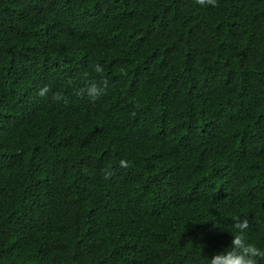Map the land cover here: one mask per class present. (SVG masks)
Here are the masks:
<instances>
[{
	"label": "trees",
	"instance_id": "1",
	"mask_svg": "<svg viewBox=\"0 0 264 264\" xmlns=\"http://www.w3.org/2000/svg\"><path fill=\"white\" fill-rule=\"evenodd\" d=\"M237 218L264 250V0H0V264H210Z\"/></svg>",
	"mask_w": 264,
	"mask_h": 264
},
{
	"label": "clouds",
	"instance_id": "2",
	"mask_svg": "<svg viewBox=\"0 0 264 264\" xmlns=\"http://www.w3.org/2000/svg\"><path fill=\"white\" fill-rule=\"evenodd\" d=\"M210 4H215L216 0H207ZM197 3L204 4L205 0H197ZM49 89L47 86L42 88L38 95L46 96ZM87 94L93 99H97L101 94H103V89H98L95 86H90L87 88ZM62 97L59 94H54V99L59 100ZM122 167H128L127 161H120ZM111 172H105V179L110 178ZM217 226V225H216ZM249 221L244 219L240 221L237 218L234 224L235 229H238L241 234L234 235L232 240V248L227 252V255L217 254L214 259H210V264H257L256 258L264 259V250L257 248L253 244H248L245 242L243 233L249 228ZM218 227V226H217Z\"/></svg>",
	"mask_w": 264,
	"mask_h": 264
}]
</instances>
